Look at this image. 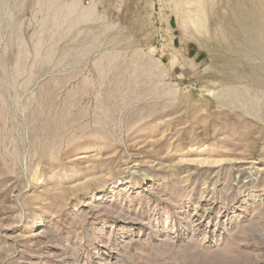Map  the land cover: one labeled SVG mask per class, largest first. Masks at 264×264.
<instances>
[{
	"label": "rangeland",
	"instance_id": "rangeland-1",
	"mask_svg": "<svg viewBox=\"0 0 264 264\" xmlns=\"http://www.w3.org/2000/svg\"><path fill=\"white\" fill-rule=\"evenodd\" d=\"M0 264H264V0H0Z\"/></svg>",
	"mask_w": 264,
	"mask_h": 264
},
{
	"label": "bare ground",
	"instance_id": "bare-ground-1",
	"mask_svg": "<svg viewBox=\"0 0 264 264\" xmlns=\"http://www.w3.org/2000/svg\"><path fill=\"white\" fill-rule=\"evenodd\" d=\"M97 195H98V194H97ZM95 198H96V199H99V197H98V196H96ZM34 224H36V222H35Z\"/></svg>",
	"mask_w": 264,
	"mask_h": 264
}]
</instances>
